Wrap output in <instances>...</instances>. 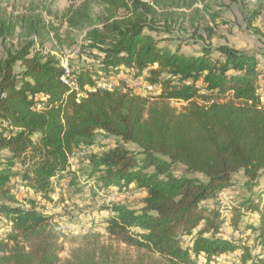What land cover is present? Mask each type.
<instances>
[{
    "label": "trees",
    "instance_id": "obj_1",
    "mask_svg": "<svg viewBox=\"0 0 264 264\" xmlns=\"http://www.w3.org/2000/svg\"><path fill=\"white\" fill-rule=\"evenodd\" d=\"M91 1L117 18L116 34L90 37L89 48L103 55L87 54L99 62L73 70L79 90L94 85L99 72L125 69L147 71L160 93L98 89L78 99L60 80L59 59L33 52L47 24L38 16L21 18V43L0 57V225L6 226L0 264H223L224 256L237 264H264V187L256 197L227 200L235 231L256 215L246 226L248 238L222 237L219 205L220 194L236 187L237 174L252 189L264 171V93L257 91L258 81L264 83V51L203 43L200 53L183 52L168 36L173 13L167 9L196 0H86L64 15L68 28L93 23ZM14 30V20L0 19L4 42ZM205 32L210 39L212 30L206 26ZM173 101L184 103L182 109ZM98 131L116 142L90 157L88 176L102 188L133 186L142 193L139 209L112 205L103 228L137 253L92 236L61 260L54 217L31 198L29 208L23 206L10 183L15 178L48 199L54 181L75 177L68 156L91 146Z\"/></svg>",
    "mask_w": 264,
    "mask_h": 264
},
{
    "label": "rangeland",
    "instance_id": "obj_2",
    "mask_svg": "<svg viewBox=\"0 0 264 264\" xmlns=\"http://www.w3.org/2000/svg\"><path fill=\"white\" fill-rule=\"evenodd\" d=\"M85 1L0 0V19L6 18L15 21L14 36L5 42L0 38V57L3 56L6 48H15L21 43L24 25L20 20L27 16H38L40 24H47V27L40 31L42 33L40 39H35L33 49L38 48L37 51L43 55H53L57 59L78 40L90 38L95 33L109 37L115 35V19L117 18L109 19L106 8L98 1H91L89 4L93 19L91 25L82 29L67 27L63 21L64 15L69 9L78 7ZM167 10L173 13L170 23L171 33L168 36L172 41L176 40L181 44L177 47L185 53H200L203 43L228 44L239 51L252 53L264 51V0H196L192 6L180 8L169 6ZM206 26L212 30L210 39L205 32ZM94 63L92 58L87 55L71 60L73 70L80 66H91ZM171 104L177 110H181L184 103L173 101ZM115 142L114 137L107 136L103 131H98L91 146L83 145L77 148L72 156L75 177L72 180L54 181L53 192L48 199L35 196L31 189L21 186L15 178L11 180V193L23 206L29 208L27 199L31 198L36 200L35 206L38 210L54 217L60 234L59 242L62 249L59 252V257L61 260L66 259L71 250L92 236H97L100 242L118 246L121 251H125L131 256H135L137 253L134 248H128L125 244L117 243L111 239L104 231L103 222L106 217L111 215V207L104 203L100 193L122 194L124 196L122 204L131 209H139L142 206V193L133 186L125 190L112 186L103 188L102 191V187L97 183L92 184L91 180L94 179L88 176L92 166L90 157L109 149ZM126 147L134 151L138 150L131 143H127ZM200 178L203 179V177ZM237 180L236 187L225 191L227 193L224 196L227 200L232 197H256L259 195V190L264 187V171L261 172L257 181L258 186L252 189L244 185L242 173L237 174ZM207 204L210 205L211 201ZM255 221L256 215L254 214L245 217L241 223L242 230L240 231H235L232 226L223 223L222 237L224 239L238 236L248 238L250 232L246 226ZM5 230L6 226L0 225V235ZM203 260V258L200 259V262ZM222 260L223 264H237V258L232 256H224Z\"/></svg>",
    "mask_w": 264,
    "mask_h": 264
},
{
    "label": "built area",
    "instance_id": "obj_3",
    "mask_svg": "<svg viewBox=\"0 0 264 264\" xmlns=\"http://www.w3.org/2000/svg\"><path fill=\"white\" fill-rule=\"evenodd\" d=\"M90 44H93L90 38H84L81 40H78L74 43V45L66 51L65 54H63L61 57H59V65L62 69L60 80L66 84L71 90L77 91V97L78 99L84 97L87 95L88 92H94L98 89H106V90H113L118 89L124 92H131L134 94H141V95H155L160 93V89L156 87L155 84L151 83L148 80L149 74L147 71L141 72V74L136 75L133 70H125L120 69L118 73L112 74L107 76L103 72H99L98 78L96 79L95 76L92 78L95 81L94 85L87 86L85 85L83 90H79L76 82L72 79V72L73 68L71 66V60H76L80 57H83L84 55L89 54H99L100 56L103 55L102 52H98V49L96 47L89 48ZM37 49H34L33 52L37 51ZM95 63H98V60H93ZM257 91L262 96L264 93V84L263 81H258L257 83ZM75 153L73 151L68 156V162H69V168L71 170H74L72 168V156ZM91 183H96L95 180H91ZM103 191V188H101ZM105 189V188H104ZM112 189V188H111ZM98 190V189H96ZM227 191V190H226ZM99 194V191H97ZM227 192L223 191L219 196V205H220V212L222 213L224 217V224H229V203H227V199L224 196ZM104 203H106L107 206L112 207V205L115 204H122L124 200V196L120 193L116 192H109V194H102ZM91 223V221H90ZM91 226V225H88ZM199 260L203 258L202 255L198 256Z\"/></svg>",
    "mask_w": 264,
    "mask_h": 264
}]
</instances>
